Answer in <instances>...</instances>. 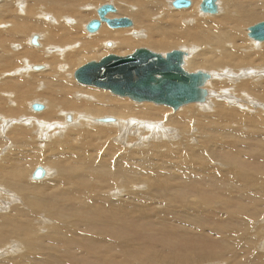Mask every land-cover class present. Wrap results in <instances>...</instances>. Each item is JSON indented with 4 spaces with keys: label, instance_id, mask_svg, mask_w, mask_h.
<instances>
[{
    "label": "bare ground",
    "instance_id": "1",
    "mask_svg": "<svg viewBox=\"0 0 264 264\" xmlns=\"http://www.w3.org/2000/svg\"><path fill=\"white\" fill-rule=\"evenodd\" d=\"M103 1L109 0L0 2V20H5L0 21V132L10 127L6 133L8 145L0 141V153L4 151L0 156V264H66L70 253L62 258L59 252L72 248L79 253L104 251L97 260L86 264H136L139 247L133 230L140 229L144 222L160 227L176 226L185 247L187 240L194 241L197 236H217L219 246L209 248L207 253L221 251L219 254L231 256L236 264L264 261L252 252L255 245L264 253V221L250 232L256 241L246 244L243 236L247 227L242 217L264 208V181L256 186L250 169L230 171L236 168L220 170L209 166L211 162L218 164L216 157L222 155L237 161L238 147H248L244 145L246 137L238 138V134L233 140L217 137V141L211 140L215 142L214 148H209L210 140L205 142L213 137L210 127L214 125L228 120L242 125L241 119L249 116L247 106L255 107L256 116L264 114L262 103L251 102L254 99L250 95L256 96L264 88V41L250 38L247 26L264 20V0H214V13L201 10L202 0H190L189 7L179 9L172 5L175 0H111L115 4L108 5L116 9L105 18L129 14L134 25L111 28L103 20L96 31L90 32L89 22L100 20L97 11L107 5H100ZM16 8L21 15L16 14ZM49 16L53 17L51 24L38 21L48 18L50 22ZM245 25L248 28L244 32ZM140 26L143 29L136 32ZM245 35L252 41L247 42ZM183 41L193 45H180ZM139 44L158 51L181 47L182 68L186 72L209 71L201 70L206 75L200 87L204 99L179 106V110L148 102L131 105L129 99L117 98L108 90L75 80L78 69L73 72L75 65L104 51V46L128 52ZM37 63H44L45 68L33 66ZM221 71L226 72L224 75L228 73L230 85L239 77L248 78L230 87L226 79L218 80L221 75L217 72ZM72 75L80 86L73 84ZM214 75L218 77L213 79ZM252 78L262 80L256 82ZM259 95L264 100V90ZM28 100L31 101L27 105ZM38 102L42 110L45 107L43 111L33 109ZM169 108L177 111L172 114ZM205 120L210 126L200 125ZM133 134L143 141L144 148L131 149ZM112 136L115 137L111 139ZM13 144V149H9ZM38 146L52 151L53 157L40 179L48 175L54 163L63 172L59 170L54 177H46L32 186L27 182L28 172L39 159L34 158V148ZM134 152L142 153L136 166ZM35 153L41 156L40 152ZM111 155L113 159L109 162L106 157ZM148 157L155 162L150 163ZM244 157L253 166L249 156ZM35 169L30 179L37 181L40 179L32 178ZM140 184L148 190L136 196L132 190ZM48 189L55 191L48 193L52 201H45L44 210L23 200L35 198ZM206 189L210 193L206 194ZM21 190L30 195L24 192L21 198ZM34 191L37 193L32 195ZM169 192L173 197L178 195L173 200ZM138 197L147 202L149 198L162 197L164 203L161 200L162 207L156 211L151 202L144 206L136 204ZM23 211L29 213L24 215L28 219L25 225L19 218ZM253 216L257 219L261 214ZM52 222L54 230H50ZM118 228L124 233L104 234ZM45 230L49 232L43 234ZM237 232L239 239L231 242L230 236ZM45 245L53 253L49 258H38V251L45 249ZM77 257L82 259L81 255ZM151 261L161 264L162 257L146 259L144 264H152ZM176 264L196 263L188 256Z\"/></svg>",
    "mask_w": 264,
    "mask_h": 264
},
{
    "label": "rangeland",
    "instance_id": "2",
    "mask_svg": "<svg viewBox=\"0 0 264 264\" xmlns=\"http://www.w3.org/2000/svg\"><path fill=\"white\" fill-rule=\"evenodd\" d=\"M24 2H27V0H23ZM111 0L109 1H106V2H102L100 3V5L102 4H115V3H110ZM173 1V0H171ZM1 2V0H0ZM22 2V1H21ZM0 5H2L0 3ZM165 8V6H164ZM78 9H81V6H78ZM167 9V8H165ZM16 10V14L18 13L19 15L20 12L18 11L19 8L15 9ZM167 11V10H166ZM174 11V10H173ZM197 13L199 14L200 12L197 10ZM219 13V12H218ZM216 15V14H215ZM214 16V15H213ZM52 18V20H50V22L48 21L49 19L48 18H45V19H38V21H41V22H45V23H48V24H51V21H53V17L52 16H49ZM119 17H125V18H129L132 22V24L134 25V18L132 17V15L129 16V14H121ZM47 19V20H46ZM90 20V18L88 20H86V22H88ZM1 22H4L2 20H0ZM8 21V20H6ZM264 20H258L252 24H248L247 26L251 27L259 22H262ZM64 23H66L65 20H63ZM67 24V23H66ZM246 25L244 26V32L246 30V28H248ZM128 28H131V27H128ZM142 28V26H140V28H137L135 31L138 32V30H140ZM143 29V28H142ZM141 29V30H142ZM84 31V34L87 33ZM31 32V31H30ZM32 34L36 35V34H39V33H36L35 31H32L31 32ZM30 35V33L27 35V37ZM40 35V34H39ZM87 35V34H85ZM246 39L247 42H250L252 40H250L248 37H244ZM39 39V38H38ZM111 42V41H109ZM254 42V41H253ZM40 42H38L39 44ZM112 43V42H111ZM255 44H257L256 42H254ZM25 44H28V42H26L25 40ZM138 44V43H136ZM261 44V43H259ZM50 46L49 47H52V48H57L56 45H51L49 44ZM180 45H184V46H190V45H193V43L191 44V42H188V41H183L180 43ZM39 46V45H38ZM38 46H32L30 45V47H38ZM188 46V47H189ZM191 47V46H190ZM138 48H144V49H148L150 50L151 52H155L157 54H160L162 56H164V54L172 51V50H179L180 48H176V47H172L170 49H167V50H154L152 49V47H149V45L147 44H139L138 45H134L131 49V51H128L124 48H116V49H113V46H104L102 50L104 51H100L99 53L97 54H94L90 57H87L83 60V62H80L78 64L75 65V67L73 68V72L79 68L80 66L90 62V61H99L101 58L107 56V55H116V56H127L129 55L130 53H132L135 49H138ZM124 49V50H123ZM123 50V51H121ZM47 51V50H46ZM104 52V53H102ZM123 52V53H121ZM97 56V57H96ZM33 66H42L43 68L41 69H44L45 68V64L44 63H37L36 64H33ZM204 71L206 72L204 69H197V70H193L192 72L190 73H193V72H196V71ZM37 71H41V70H37ZM209 72V71H207ZM226 72H217L218 76L221 75V76H213V79L217 78L218 77V80H222V79H226L227 80V83L229 84V86H233L234 84H236L239 81L241 80H244L246 78H248V76L246 77H239V79H236L237 82H234L232 83V85H230L231 83H229L231 81V78L227 77V74L224 75ZM73 74V73H72ZM216 74V75H217ZM222 77V78H221ZM227 77V78H226ZM243 78V79H242ZM250 78V77H249ZM264 79V77H262ZM262 78L260 80H262ZM229 79V80H228ZM254 79V81L256 82H259L260 80L259 79H255V78H252ZM72 82L73 84L75 85H79L78 83L75 82V80L73 79V75H72ZM252 84L254 85L255 83L252 82ZM207 85V84H206ZM88 87V86H86ZM229 87V88H230ZM92 88H95V87H92ZM241 88V87H240ZM101 90V89H99ZM260 92L258 91V94L255 96L253 94L250 93L251 95V98L254 99L253 101L251 102H254V103H262V105L264 106V100L260 99V95L259 94H262V90H264V88L262 89H259ZM209 91V90H208ZM108 93H110L111 95H114L112 94L111 92L107 91ZM230 92V91H229ZM239 92H243V89H240ZM115 97H117L116 95H114ZM7 97V96H6ZM117 98H121V97H117ZM126 99H129V103L131 102V105H139L138 103H136L137 101H134V100H131L130 98L128 97H124ZM31 100H28L27 102V105L29 104ZM142 102H147V101H142ZM43 103V102H41ZM150 104H152V102H148ZM38 104H40L38 102ZM196 104V103H195ZM244 104V105H243ZM242 106L244 109L245 108V103H243ZM251 104V103H250ZM154 105V103L152 104ZM156 106V105H154ZM161 106V105H159ZM164 107V106H162ZM252 107V109H250ZM168 108V107H167ZM254 106L250 105V106H247V109H246V113L249 115L247 116L246 118H243L241 119V122L243 123L242 125L238 122H231V121H223L221 125H218V126H212L210 127V129L213 131V137H210L208 139H206L205 142L209 141L210 140V144L208 143V146L209 148H214L212 146V144L214 145L215 142H212V141H217V137H226V138H229V140H233L235 138V134H238V138H244V145H246L245 147H247L246 149H240V146L238 147L239 148V156L240 158L237 160V161H234L233 159L229 158V157H225L224 155H222V157L220 156H217V162L218 164H212L214 162H211L209 164L210 167H213L216 168V169H220V170H225L227 168H236V169H231L230 171L232 170H241L242 168L243 169H250L251 171L249 172L250 174L254 175L255 177V181H257V184L256 186H261V182L264 181V114L261 113V116H256L255 112H254ZM45 109V107H44ZM43 109V110H44ZM181 109V108H180ZM26 110L30 111L28 109V106L26 108ZM41 110V111H43ZM169 110L171 111L172 114H174L177 110H179V108L177 110H171L169 108ZM32 111V110H31ZM39 111V112H41ZM175 111V112H173ZM33 112V111H32ZM249 112V113H248ZM34 113H36L34 111ZM109 115L107 116H104V117H108ZM251 117H253V121H251ZM102 118V117H101ZM255 120V121H254ZM245 121H249L248 122H245ZM200 125L202 126L203 124H205L207 127L210 126V124L207 125V121H200ZM63 123H65V120H63ZM68 123H71V122H68ZM105 123L102 124V126H104ZM101 125V124H99ZM107 125V124H106ZM72 126V125H71ZM28 127V126H27ZM215 127V128H214ZM7 129H10V127H7L6 128V132L4 131H1L0 132V141L4 144L7 142V137L8 135H6V133L9 132V130ZM247 134V135H246ZM215 135V136H214ZM132 136L134 139L132 140V143H131V149H138V147L140 148H144V143H142L143 141L142 140H139L138 138H136V134H133V135H130ZM115 136H112L111 139H113ZM215 138V139H214ZM138 140V141H137ZM212 140V141H211ZM248 140V141H247ZM46 141H49V140H46ZM137 141V142H136ZM142 141V142H141ZM8 143V142H7ZM6 143V144H7ZM142 143V144H141ZM2 144V145H3ZM137 144V146L135 145ZM139 144H141V146H138ZM8 145V144H7ZM13 146H15V144H13L11 146V148L9 149H13ZM1 147V146H0ZM42 147V148H41ZM244 147V148H245ZM2 148V147H1ZM0 148V149H1ZM41 148V149H40ZM243 148V147H242ZM38 149V150H37ZM236 149V148H235ZM244 150V151H243ZM14 151V150H12ZM35 151H38L40 152V157L35 153ZM138 152V151H137ZM4 153L1 152L0 153V156ZM241 153V154H240ZM122 154V153H121ZM124 154V153H123ZM122 154V155H123ZM237 154V153H236ZM121 155V156H122ZM151 155V153L149 154ZM244 156H249V158L252 160V165H249L248 163L250 161L248 160H245ZM141 157H142V153H135L134 152V160H135V163H134V166L137 165V161H140L141 160ZM34 158H39L36 162H34V166L31 167L30 171L28 172V176L30 175L31 176V172L37 168V167H40V168H43L45 170V168H47V165L50 164L48 162V160L51 159V161L53 160V157H52V151L50 150H46L45 147L43 146H38V148H34ZM107 160H109V162H111V160L113 159L112 155L110 157H106ZM153 157H148V160H151L150 163H154L155 161H153ZM155 160V159H154ZM40 161V162H39ZM194 162H196L197 160H193ZM251 163V162H250ZM47 164V165H46ZM52 165V164H51ZM154 165V164H153ZM155 166V165H154ZM247 166H250V167H247ZM247 167V168H246ZM252 167V168H251ZM238 169V170H237ZM59 170H61L63 172V170L61 168H59L58 165H56L54 163V165L49 169V171L47 172L48 175L46 176L48 179L52 178L55 176V172H58L59 173ZM46 172V171H45ZM164 172V171H162ZM30 176L28 177L27 179V182L29 184H31L32 186L34 185H38L39 182L41 183V181H44L46 177H44L43 179H40V180H32L30 179ZM50 177V178H49ZM53 180V179H52ZM51 180V181H52ZM261 180V181H260ZM49 182H51L50 180H48ZM190 182H193V180H190ZM174 184V183H173ZM142 184H140V187L139 185H135V188L132 190L133 193H137L136 196H138V194L140 193H145L147 192L148 189H145L141 186ZM220 186H223L221 183H220ZM191 187V186H190ZM143 188V189H142ZM215 189H217V187H215ZM50 191L53 192L55 190H49L44 192V194H39V195H36L35 198L34 197H31L30 198V193L26 192L25 190H21L20 191V195L21 193H27L28 194V198L27 200L24 198L23 200L25 201H29L31 202V205L34 206V205H38L42 208V210H44L46 207V205H44L45 201H50L51 198L50 197H47L48 193L50 194ZM235 190H232V192H234ZM35 193H37V191H34V192H31L32 195H34ZM177 193V192H176ZM207 193H210V190L206 189V194ZM168 194H171V192H169ZM180 194H183L182 191H180ZM236 196H237V193H235ZM112 195H115V194H112ZM174 195V194H173ZM173 195L171 194L170 196L173 198V200L177 197L178 193L176 194L175 197H173ZM107 196L108 199H110V195L108 194ZM106 196V197H107ZM170 196H168V198L172 199ZM24 195H21V198H23ZM201 197V196H200ZM238 197V196H237ZM166 199V196L164 195V197ZM191 199V198H188V200ZM137 202H135L136 204H139L141 205L140 203H142V206L146 205V204H149L150 202L152 203V205L155 207V210L156 211H159L162 207L161 205V200L162 202L164 201V199L161 198H154V199H150L148 200V202L146 201L145 198L143 197H138L137 198ZM151 200V201H150ZM24 201V202H25ZM52 201V200H51ZM141 201V202H140ZM238 202V201H237ZM164 203V202H163ZM166 203V202H165ZM44 206V207H42ZM7 209L5 210V212L8 211V206L6 207ZM260 209V210H259ZM264 208L263 207H259L256 212L253 211V213L255 214H261L260 217H258L257 219L254 218L253 216V213L252 212H248V214H244V216H242L244 218V222H245V225H246V231H245V237L243 236V240L246 241V244H248L249 242H252L254 243L256 241V239L254 237L251 236L250 232L252 230H255L257 229L258 227H260L263 223V218H264ZM1 212H4L3 210H1ZM4 212V213H5ZM24 212V213H23ZM22 215L19 216L20 218V221L21 223H23L24 225L28 223V219L26 217H24V215H29V213L27 211H23ZM251 214V215H250ZM251 216V217H250ZM22 217V218H21ZM242 217L239 218L238 216V219L241 220ZM263 217V218H261ZM25 218V219H24ZM250 218V219H249ZM253 218V219H252ZM27 219V220H26ZM222 219V218H221ZM260 219V220H259ZM253 220V221H252ZM260 222H259V221ZM23 221V222H22ZM257 222V223H256ZM55 223L52 222L51 226H50V230H54L56 229V226L54 225ZM145 224V226H144ZM147 224V225H146ZM256 224H261V225H257ZM126 225V224H125ZM248 225V226H247ZM251 225V226H250ZM172 226V227H170ZM257 227V228H256ZM171 228V229H170ZM148 229V230H147ZM175 229V230H174ZM151 230V231H149ZM110 231H113L115 232L116 234H122L124 233V230L122 228H118V229H113V230H107V231H104V234L105 233H108ZM49 232V230H45L43 231L42 233L45 234ZM174 233V236H172ZM240 232H237L236 234H233L230 236V241L231 242H236L237 239H239V234ZM172 234V235H171ZM222 235V234H221ZM220 235V236H221ZM117 236V235H116ZM133 236H134V241H135V244L139 247V252L136 254L138 260L136 262V264H144L145 260L146 259H154V256H158L159 258L162 257V261H161V264H176L179 260L181 259H185L186 257L190 256L192 261L196 264H204V263H217V264H236L234 258H231V256H228V255H221L219 254L221 251H216L214 253H207V250L209 248H217L219 246V244L216 242V237H212L210 235H203V236H197L195 238L194 241H188L187 240V244H188V247H185L184 246V242H183V239L180 238L179 236V233L177 231V227L176 226H173V225H165L163 227H160V226H154L152 225L151 223H148V222H144L143 225L140 227V229H134L133 230ZM175 237V238H174ZM245 238V239H244ZM44 247H46L45 249L43 250H39L37 255H38V258H49L50 254L53 253V250H50L48 247V245H45ZM179 247V248H178ZM180 249V250H179ZM70 251V252H69ZM102 250H94L92 252L88 251V252H84V253H79V252H76L74 250V248L70 249V250H66L64 252L60 251L59 254L62 258H64L68 253H70V256L69 258L66 260V264H86V263H89L90 261H93V260H97L99 256V254H101ZM252 252L254 254V256H262V260H264V253L263 252H260L259 249L255 248V245L252 246ZM147 253V254H146ZM156 253V254H155ZM173 253V254H172ZM184 253V254H183ZM98 254V255H97ZM78 255H81L82 256V259L78 258L77 256ZM171 255V256H170ZM219 256L218 259H216V257ZM226 256V257H225ZM171 257V258H170ZM177 258V260L175 259ZM209 258H212L211 261H208L207 260ZM231 258V259H230ZM175 259V260H174ZM216 259V260H215ZM172 260V261H171ZM89 261V262H88ZM224 261V262H222ZM153 262V261H151ZM167 262V263H166ZM232 262V263H231ZM264 264V261H260V260H255L253 261L251 264ZM154 264V262L152 263ZM156 264V263H155Z\"/></svg>",
    "mask_w": 264,
    "mask_h": 264
},
{
    "label": "water",
    "instance_id": "3",
    "mask_svg": "<svg viewBox=\"0 0 264 264\" xmlns=\"http://www.w3.org/2000/svg\"><path fill=\"white\" fill-rule=\"evenodd\" d=\"M190 0H175L174 8H187ZM200 8L204 12L214 13V0H202ZM115 7L104 5L97 11L100 20H92L87 26L90 32L96 31L101 21L111 28L130 27L132 22L125 17L106 19L105 15L115 12ZM249 37L257 42L264 41V22L248 29ZM35 44V38L32 40ZM182 50H172L164 56L148 49L138 48L127 56L107 55L98 62L90 61L75 71V80L83 85L108 90L120 97L131 100L152 102L170 106H179L200 102L204 94L200 87L206 75L199 71L188 73L182 68ZM43 106L34 103L33 109L42 110ZM106 121V120H104ZM44 176L43 168L37 167L33 179Z\"/></svg>",
    "mask_w": 264,
    "mask_h": 264
}]
</instances>
